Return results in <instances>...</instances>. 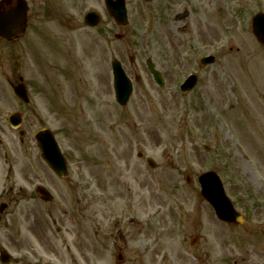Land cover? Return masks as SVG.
<instances>
[{"label":"rangeland","instance_id":"rangeland-1","mask_svg":"<svg viewBox=\"0 0 264 264\" xmlns=\"http://www.w3.org/2000/svg\"><path fill=\"white\" fill-rule=\"evenodd\" d=\"M29 1L40 10L24 37L10 46L0 42V204L6 205L0 250L10 264H176L174 256L179 264H201L205 250L210 264L264 262V48L251 32L264 0H125L124 28L107 16L103 0ZM89 11L102 17L96 31L79 27ZM209 53L215 61L198 65ZM111 57L132 81L124 107L107 84ZM75 59L82 61L76 74L82 96L68 88L50 93L47 71L57 80L56 64L70 70ZM92 67L104 72L95 74L90 92ZM189 73L196 86L181 94ZM17 75L28 88L26 106L8 85ZM64 78L67 85L71 78ZM13 113L22 115L17 131L7 124ZM42 129L60 147L65 179L39 157L34 135ZM208 171L218 175L244 223H222L202 201L196 180ZM37 186L53 200L42 202ZM153 243L157 249H143ZM164 255L172 261L162 263Z\"/></svg>","mask_w":264,"mask_h":264},{"label":"water","instance_id":"water-1","mask_svg":"<svg viewBox=\"0 0 264 264\" xmlns=\"http://www.w3.org/2000/svg\"><path fill=\"white\" fill-rule=\"evenodd\" d=\"M106 6L110 16H112L119 26H124L126 24L125 10L123 0H116L111 2L110 0H105ZM96 23H93V25ZM25 25V8L19 6L18 8L12 10L6 15L0 17V36L10 39L12 36H16L22 33ZM252 32L257 39V41L264 47V15L257 14L252 20ZM149 69L156 79V82L160 84L155 72L152 67ZM115 89L117 101L120 105H125L128 96L130 94V85L125 79L122 71L118 68L115 71ZM191 87L184 89L185 91L190 90ZM19 97L20 92L17 93ZM41 140V150L42 158L47 162V164L52 168V170L59 176H65L64 162L58 157L57 149L53 146L54 142L50 138L49 134L43 132L40 136ZM151 165V162L148 161ZM199 183L201 185V195L202 197L212 206L215 211L216 216L224 222L238 224L237 215L233 212L228 200L223 194V190L218 178L213 175H204L199 178ZM42 199L48 201L50 197L48 194L41 192ZM1 261L5 264L10 262V259L5 254H2Z\"/></svg>","mask_w":264,"mask_h":264},{"label":"flooded vegetation","instance_id":"flooded-vegetation-1","mask_svg":"<svg viewBox=\"0 0 264 264\" xmlns=\"http://www.w3.org/2000/svg\"><path fill=\"white\" fill-rule=\"evenodd\" d=\"M13 5L14 4L12 3L10 6H7L5 8H9V7L13 6ZM47 6L48 5H46V7ZM38 10H40V8ZM31 19H32V15H29V17H28V25L30 24ZM107 42H109V41L107 40ZM48 48H50V46ZM92 60H93V58L91 59V62H92ZM79 63L80 62L75 59V61L73 63V65H74L73 68H70V70H68L69 67H66L64 69L61 68L59 70V73L62 75L63 78H64L65 75H67L69 78H71V80L69 81V83H70V87L69 88L73 92H76L77 91L76 90V84H77L78 78H76L77 77L76 74H78V71L80 70V67H81V64H79ZM52 64L55 65L56 63H54V62L50 63V65H52ZM106 65H107V61H106ZM99 70H101L102 72H104L103 68H101ZM99 70H96V68H93L92 67V72H91L92 73V77H91V80H90V83H89V90H91V91L94 90V83L93 82H94V80H96L95 74H97ZM69 72H72L73 74H70ZM156 246L157 245H155L153 243L152 245L144 246L143 249H149V250H150V248L157 249ZM120 250H121V248H117V251H120ZM153 251H155V250H153ZM204 252L205 253H203L200 257L198 256L199 257V260L201 261V264H210L209 255L206 253V250ZM119 256H120L119 257V261H120L121 260V255H119ZM174 260H175V263L176 264H179L178 261H177L178 259L175 256H174ZM165 261H168V262L172 261V256L171 255H169V256L164 255L163 256L162 263L165 262ZM259 261H261V263H253V264H264V262L262 260H259ZM233 263L234 264H252L251 263V260H245L244 258H238Z\"/></svg>","mask_w":264,"mask_h":264}]
</instances>
